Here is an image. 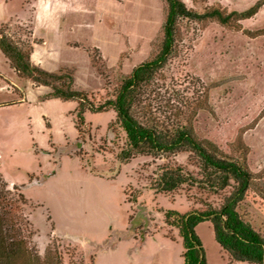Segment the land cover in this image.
I'll list each match as a JSON object with an SVG mask.
<instances>
[{
	"label": "rangeland",
	"instance_id": "obj_1",
	"mask_svg": "<svg viewBox=\"0 0 264 264\" xmlns=\"http://www.w3.org/2000/svg\"><path fill=\"white\" fill-rule=\"evenodd\" d=\"M201 12L216 4L243 10L257 0H182ZM163 0H0V33L45 70L67 69L97 106L124 75L149 58L162 37ZM233 30L180 19L174 49L137 96L134 112L165 124L189 119L198 138L227 155L239 135L253 174L238 211L264 236V4ZM249 31L247 34L244 31ZM0 52V178L16 199L22 236L42 258L56 248L63 264H181L177 230L164 210L219 208L232 186L151 188L159 168L178 165L199 177L185 151L123 160L115 112H84L75 100L41 97ZM206 264L233 261L196 225Z\"/></svg>",
	"mask_w": 264,
	"mask_h": 264
},
{
	"label": "trees",
	"instance_id": "obj_2",
	"mask_svg": "<svg viewBox=\"0 0 264 264\" xmlns=\"http://www.w3.org/2000/svg\"><path fill=\"white\" fill-rule=\"evenodd\" d=\"M165 14L162 22V37L155 52L135 65L124 75L110 97L95 106L85 91L76 89L73 76L67 69L45 70L31 62L30 52L23 50L6 35L0 33V52L10 67L22 78L42 86L41 97L75 100L76 126L83 124L84 112H102L112 109L114 122L122 130L125 147L119 151L123 160L134 154L156 155L175 151L189 152L196 158L199 177L183 170L178 165L159 168L151 181V188L169 192L182 184H199L210 190L231 185L232 189L219 208L206 205L203 209L186 212L164 210L166 225L177 230L181 243V264H206L205 252L195 227L200 222L211 225L213 238L233 261L264 264V236L238 211L250 187L253 174L246 162L247 147L241 136L234 140L235 154L227 155L213 143L197 137L189 119L165 124L152 116L139 118L134 104L140 90L159 74L174 49L180 19H192L201 23L215 22L218 25L241 29L240 21L252 17L264 4L257 0L243 10H227L216 4L201 12L187 8L182 0H163ZM247 34L249 31H244ZM16 199L10 195L7 184L0 178V264H63L62 255L56 248L45 250L40 258L22 236Z\"/></svg>",
	"mask_w": 264,
	"mask_h": 264
}]
</instances>
